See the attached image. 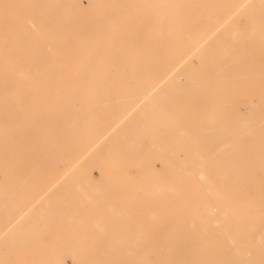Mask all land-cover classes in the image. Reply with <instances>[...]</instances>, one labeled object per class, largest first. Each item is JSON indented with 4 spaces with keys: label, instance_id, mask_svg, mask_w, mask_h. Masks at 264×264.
<instances>
[{
    "label": "bare ground",
    "instance_id": "obj_1",
    "mask_svg": "<svg viewBox=\"0 0 264 264\" xmlns=\"http://www.w3.org/2000/svg\"><path fill=\"white\" fill-rule=\"evenodd\" d=\"M0 264H264V0H0Z\"/></svg>",
    "mask_w": 264,
    "mask_h": 264
},
{
    "label": "rangeland",
    "instance_id": "obj_2",
    "mask_svg": "<svg viewBox=\"0 0 264 264\" xmlns=\"http://www.w3.org/2000/svg\"><path fill=\"white\" fill-rule=\"evenodd\" d=\"M2 172H3V171H1V169H0V180H2V179L5 178L4 174H2Z\"/></svg>",
    "mask_w": 264,
    "mask_h": 264
}]
</instances>
